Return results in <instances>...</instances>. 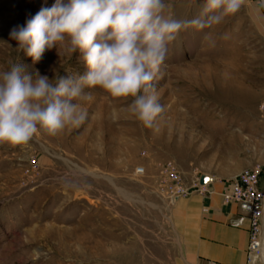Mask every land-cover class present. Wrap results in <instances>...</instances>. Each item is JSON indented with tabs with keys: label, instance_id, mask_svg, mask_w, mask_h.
I'll list each match as a JSON object with an SVG mask.
<instances>
[{
	"label": "rangeland",
	"instance_id": "rangeland-1",
	"mask_svg": "<svg viewBox=\"0 0 264 264\" xmlns=\"http://www.w3.org/2000/svg\"><path fill=\"white\" fill-rule=\"evenodd\" d=\"M202 2L167 0L166 14L186 25ZM53 3L0 0V71L22 63L50 79L83 73L78 55L63 48L33 66L9 38ZM152 87L162 105L152 127L129 112L130 98L86 89L91 99L80 103L89 119L80 127L0 144V264H176L170 198L157 186L166 161L187 186L260 166L264 188V164L251 153L263 140L264 0H243L211 27H182Z\"/></svg>",
	"mask_w": 264,
	"mask_h": 264
},
{
	"label": "clouds",
	"instance_id": "clouds-1",
	"mask_svg": "<svg viewBox=\"0 0 264 264\" xmlns=\"http://www.w3.org/2000/svg\"><path fill=\"white\" fill-rule=\"evenodd\" d=\"M243 0H203L200 15L186 22L197 29L234 16ZM167 0H54L50 7L10 30L15 49L39 64L54 48L76 54L82 74L50 79L13 63L0 71V144L23 146L39 134L55 136L89 119L81 101L99 89L128 99L129 112L146 127L162 111L152 82L167 45L186 26L166 14ZM60 58V56H59Z\"/></svg>",
	"mask_w": 264,
	"mask_h": 264
},
{
	"label": "crops",
	"instance_id": "crops-1",
	"mask_svg": "<svg viewBox=\"0 0 264 264\" xmlns=\"http://www.w3.org/2000/svg\"><path fill=\"white\" fill-rule=\"evenodd\" d=\"M256 130L263 140L255 142L251 153L255 152V162L264 164V127ZM211 179L206 185L211 196L168 199L165 203L176 264H256L248 257L249 217L222 198L233 179Z\"/></svg>",
	"mask_w": 264,
	"mask_h": 264
},
{
	"label": "built area",
	"instance_id": "built-area-1",
	"mask_svg": "<svg viewBox=\"0 0 264 264\" xmlns=\"http://www.w3.org/2000/svg\"><path fill=\"white\" fill-rule=\"evenodd\" d=\"M264 110V107H263ZM137 175H145V169H137ZM262 168L255 166L245 170L230 182V188L223 193L226 204H236L250 220L248 257L249 262L256 263L264 252V189L261 185ZM158 190L170 199L189 198L192 196H211L213 193L199 182L187 186L183 175L173 161H166L158 166Z\"/></svg>",
	"mask_w": 264,
	"mask_h": 264
},
{
	"label": "water",
	"instance_id": "water-1",
	"mask_svg": "<svg viewBox=\"0 0 264 264\" xmlns=\"http://www.w3.org/2000/svg\"><path fill=\"white\" fill-rule=\"evenodd\" d=\"M210 182H211V180H209V179L203 177V178H201V180H200V185H201V186H205V185L209 184Z\"/></svg>",
	"mask_w": 264,
	"mask_h": 264
},
{
	"label": "bare ground",
	"instance_id": "bare-ground-1",
	"mask_svg": "<svg viewBox=\"0 0 264 264\" xmlns=\"http://www.w3.org/2000/svg\"><path fill=\"white\" fill-rule=\"evenodd\" d=\"M39 165H40V160L36 161V166H39Z\"/></svg>",
	"mask_w": 264,
	"mask_h": 264
}]
</instances>
